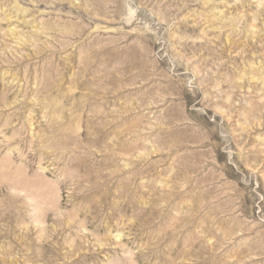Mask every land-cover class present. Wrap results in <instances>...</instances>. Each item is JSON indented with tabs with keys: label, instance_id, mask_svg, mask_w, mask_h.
<instances>
[{
	"label": "rangeland",
	"instance_id": "obj_1",
	"mask_svg": "<svg viewBox=\"0 0 264 264\" xmlns=\"http://www.w3.org/2000/svg\"><path fill=\"white\" fill-rule=\"evenodd\" d=\"M0 264H264V0H0Z\"/></svg>",
	"mask_w": 264,
	"mask_h": 264
}]
</instances>
